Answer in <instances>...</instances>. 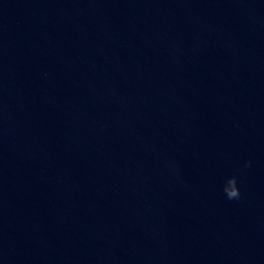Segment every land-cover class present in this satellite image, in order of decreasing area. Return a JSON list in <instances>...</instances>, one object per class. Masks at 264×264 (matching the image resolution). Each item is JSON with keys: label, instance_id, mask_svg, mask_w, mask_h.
Here are the masks:
<instances>
[{"label": "clouds", "instance_id": "obj_1", "mask_svg": "<svg viewBox=\"0 0 264 264\" xmlns=\"http://www.w3.org/2000/svg\"><path fill=\"white\" fill-rule=\"evenodd\" d=\"M251 161L245 163V167H250ZM223 192L229 200L239 199L240 192L237 187V178L235 176H230L226 179L223 185Z\"/></svg>", "mask_w": 264, "mask_h": 264}]
</instances>
